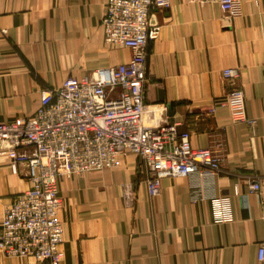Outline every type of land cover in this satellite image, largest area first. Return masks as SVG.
<instances>
[{
    "label": "crops",
    "instance_id": "0c3cea01",
    "mask_svg": "<svg viewBox=\"0 0 264 264\" xmlns=\"http://www.w3.org/2000/svg\"><path fill=\"white\" fill-rule=\"evenodd\" d=\"M104 13L105 0H0V121L32 114L42 90L70 76L131 58L106 42ZM153 14L145 122H177L194 147L224 152L226 169L164 177L150 195L146 167L127 151L112 168L62 178L60 264H259L263 222L249 184L264 177V0L245 1L229 22L217 2L171 0ZM225 67L239 68L254 123L232 121ZM25 171L13 172L0 151V235L5 206L30 185ZM223 196L230 213L219 219L212 198ZM0 264L43 263L0 247Z\"/></svg>",
    "mask_w": 264,
    "mask_h": 264
},
{
    "label": "built area",
    "instance_id": "2783aa9c",
    "mask_svg": "<svg viewBox=\"0 0 264 264\" xmlns=\"http://www.w3.org/2000/svg\"><path fill=\"white\" fill-rule=\"evenodd\" d=\"M187 1L217 2L227 22L241 16L245 1L259 2ZM170 6L171 0H105V40L129 48L131 58L81 77L70 76L60 87L42 90L40 105L32 114L0 121V151L8 153L13 172L25 167L30 181L4 208L0 247L7 255L60 264L65 234L59 215L60 180L112 168L127 151L135 153L146 167L150 195L159 194L164 177L215 176L226 169L224 152L194 147L190 132L180 129L177 122H145L147 44L160 31L153 11ZM222 76L230 85L225 104L232 121L254 123L247 115L244 89L237 84L239 68L225 67ZM249 191L259 196L264 232V177L253 176ZM212 204L219 219L229 216L228 197H213ZM257 258L264 264V234Z\"/></svg>",
    "mask_w": 264,
    "mask_h": 264
}]
</instances>
